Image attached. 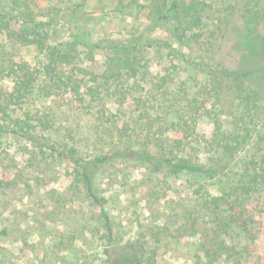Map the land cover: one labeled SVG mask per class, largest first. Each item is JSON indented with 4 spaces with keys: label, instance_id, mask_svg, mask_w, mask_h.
I'll return each instance as SVG.
<instances>
[{
    "label": "rangeland",
    "instance_id": "1",
    "mask_svg": "<svg viewBox=\"0 0 264 264\" xmlns=\"http://www.w3.org/2000/svg\"><path fill=\"white\" fill-rule=\"evenodd\" d=\"M30 1L40 19L52 20L59 40L71 39L77 33L100 45L93 52V59L89 57L85 63V66L96 64L87 67L98 72L105 53L101 48L112 41H155L152 46L144 44L145 56L153 75L167 78L169 87L166 94L152 96L145 86V90L141 89L143 83L130 81L123 87H110L103 111L115 115V124L114 120L101 119L96 112L98 107L84 109L69 99L32 96L26 109L33 114L48 115L52 125L49 130L36 133L37 141L2 138L0 179L10 181L11 185L0 189V261L110 264L121 256L125 244L136 241L143 264H192L197 239L193 235V222L188 219L196 210V203L206 197L193 196V192L201 186L206 195L220 194L217 179L189 173L174 175L166 169L149 170L139 161L125 157L103 164L94 159L115 150L148 148L156 152V146L146 136V122L141 120L140 113L167 116L173 110L170 104L181 105L188 100L197 104L203 97L209 98L211 111L199 119L196 139L201 144L195 141L196 149H191L201 161L212 156L220 137L243 132L246 126H250L255 136L231 162V167L236 169L237 158L244 153L252 154L263 144L258 142L257 128L259 134L264 133V112L255 118L257 127L250 123L252 116L237 95L244 83L237 80L239 85L233 90L228 81L227 90L232 96L220 103L215 101L216 95L210 97L208 93L209 89L215 91L210 83V67L219 63L235 73L249 65L254 69L264 60V25L254 26L247 21L249 0H201L207 34L214 43L212 55L217 62L207 60L201 64L203 60L198 53H189L190 49L170 36L162 22L150 17V5L156 0ZM2 4L8 5L0 0V7ZM160 40L168 43L159 44ZM257 41L259 45H255ZM244 51H248V56L243 59L240 55ZM11 57H22L32 64L42 60L36 48L16 43L0 33V61ZM203 64L209 66L202 69L199 65ZM1 77L0 73V84L10 89V79ZM118 128L128 134L121 136ZM169 134L173 136L172 131ZM39 142L46 146H40ZM48 146L65 152L69 147L76 148L75 157L87 161L95 190L106 199L105 210L113 224L112 238L101 216V207L87 196L78 179L75 161ZM200 218L204 227L206 217L200 213Z\"/></svg>",
    "mask_w": 264,
    "mask_h": 264
},
{
    "label": "trees",
    "instance_id": "2",
    "mask_svg": "<svg viewBox=\"0 0 264 264\" xmlns=\"http://www.w3.org/2000/svg\"><path fill=\"white\" fill-rule=\"evenodd\" d=\"M4 1L8 5L0 7V33L16 43L36 48L42 60L36 64L22 57L0 61L1 78L12 82L10 89L0 84V145L2 138L8 136L37 141L36 133L49 130L52 124L48 115L33 114L26 109L35 94L69 99L84 109L98 107L97 115L111 121L115 115L103 111L106 110L104 99L110 94V87H123L125 82L131 81L133 84L143 83L141 89L145 86L151 96L167 93L168 79L155 77L149 67L144 50L146 42L138 39L112 41L108 47L101 48L105 53L102 69L98 72L87 67L96 64L85 66V63L89 57L93 59V52L100 47L99 44H93L77 33L71 39L59 40L58 30L50 23L52 20L40 19L30 0ZM202 3L201 0H156L150 5V17L162 22L170 36L190 49L189 53H198L203 60L199 64L207 60L208 63L216 62L211 51L214 43L207 34L208 25L203 19L205 8ZM247 3L251 7L245 12L247 21L254 26L264 25V0H249ZM153 42L146 44L152 46ZM160 43L168 42L160 40ZM203 44L207 47L204 48ZM240 56L246 58L248 51ZM199 66L204 69L209 65ZM252 66L235 73L219 63L210 67V83L215 91L213 93V89H209L208 93L210 97L216 95L215 101L220 103L232 96L228 91V81L233 90L239 85L237 80L244 83L237 95L245 111L252 116L249 119L254 125L257 122L255 118L264 112V60L258 62L256 68ZM208 99L203 97L197 104L189 100L181 105L170 104L169 108L173 110L167 113L168 117L140 113L141 120L146 122V136L156 146V152L148 148L139 151L115 150L94 160L103 164L113 158L125 157L139 161L149 170L166 169L174 175L189 173L217 179L220 194L206 195L201 186L193 192V196L206 197L196 203V210L188 219V222H193V235L197 239L192 264H264V133L259 134L257 128L258 142L263 144L252 154L244 153L237 158L236 169L231 167V162L243 153L255 136L250 126H246L243 132L220 137L212 156L205 162L201 161L202 158L191 149H196L193 146L195 141L201 144L196 139V129L199 119L211 111ZM116 122L113 121L114 124ZM118 131L121 136L128 134H124L121 128ZM170 131L173 136H170ZM39 143L42 147L46 146V143ZM48 149L59 151L75 161L78 179L87 196L101 207V216L112 238L113 224L105 210L106 199L96 192L87 161H82L80 156L75 157L77 149L73 147L66 152L54 146H48ZM10 185V181L0 179V189ZM200 213L206 217L204 227ZM3 233L6 234L7 229ZM136 243L125 244L121 256L115 262L109 261L110 264H143L141 248ZM105 251L108 253L107 249ZM3 263L0 261V264Z\"/></svg>",
    "mask_w": 264,
    "mask_h": 264
}]
</instances>
